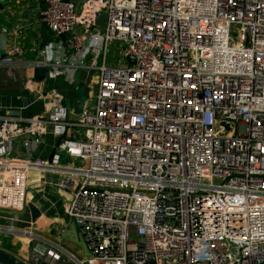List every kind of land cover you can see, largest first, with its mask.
<instances>
[{
  "label": "built area",
  "instance_id": "built-area-1",
  "mask_svg": "<svg viewBox=\"0 0 264 264\" xmlns=\"http://www.w3.org/2000/svg\"><path fill=\"white\" fill-rule=\"evenodd\" d=\"M45 4L48 29L67 34L74 53L118 41L135 65L44 59L34 68L50 75L99 72L90 110L71 120L51 91L38 97L40 115L0 116V211L28 208L31 172L61 174L90 252L79 261L41 242L27 264H264V0ZM50 129L60 138L53 161L15 156Z\"/></svg>",
  "mask_w": 264,
  "mask_h": 264
},
{
  "label": "crops",
  "instance_id": "crops-1",
  "mask_svg": "<svg viewBox=\"0 0 264 264\" xmlns=\"http://www.w3.org/2000/svg\"><path fill=\"white\" fill-rule=\"evenodd\" d=\"M0 7H2L0 8V49L3 55L11 56L13 61H2L0 65V107L6 108L7 112H15L21 117H33L45 111L44 101L38 98L41 94L55 91L60 93L67 102L68 100L79 98V94L84 93V89L81 86H86L90 89L91 78L94 74L99 80V72L92 69H81L79 67L74 68V71L70 70L68 74H59L57 72L54 75H50L51 69L49 66L39 69L34 68L36 64L43 62L44 59L48 63H53L58 56L64 53L70 58V63L76 66L81 60L90 68L95 65L96 67L102 65L100 59L103 50H99L98 53L89 51L74 53L70 46L64 43L61 38L58 39L52 35L42 16L46 7L45 0H0ZM43 45H46L45 50L40 52ZM16 46L22 48V56H16L11 53ZM66 65L69 66V64ZM37 71H40L43 75L49 73L50 76L46 77L44 75L42 79L35 80L34 77ZM28 79L35 81L32 84L31 91L25 88ZM27 100H30L28 105ZM92 105L87 101L85 111L90 110ZM67 114L71 120L78 118L72 107L67 108ZM59 144L60 138L50 129L39 146H32L26 149L22 143H18L13 150L15 156L19 159H45L50 161V157L55 151V156L59 155V151H57ZM60 159L62 166L68 161L65 156ZM61 180L62 175L58 173L43 174L37 171L30 173V187L41 188L42 194L44 193L43 198L42 194L40 195L42 200L40 203L39 201L34 203L31 199H28V207L33 204L40 211V217L35 223L30 211L34 228H37L42 220H49V223L53 224L60 222L66 224V219L69 216L67 209L71 203L72 195L59 188L58 184ZM19 222L20 220L16 221L14 214L0 211V227H3L2 223H7V226H15L19 225ZM3 228L6 229L5 227ZM64 232L65 229L63 228H60L58 233L55 232L56 236L61 237L58 239L60 243L54 242L52 238L47 239L38 235L37 237L40 238L41 242H51L60 245L79 261L86 260L87 257L85 258L81 250L78 251L79 248L74 247L72 243L70 249L65 248L61 244L64 243Z\"/></svg>",
  "mask_w": 264,
  "mask_h": 264
},
{
  "label": "rangeland",
  "instance_id": "rangeland-1",
  "mask_svg": "<svg viewBox=\"0 0 264 264\" xmlns=\"http://www.w3.org/2000/svg\"><path fill=\"white\" fill-rule=\"evenodd\" d=\"M104 59L107 60V66L109 67L120 68L128 65L123 54V47L118 41H113L109 43L106 51L102 52L100 63L103 62ZM95 75L96 74H94L91 78L90 97L88 99V102L91 104H93L95 101L98 86V79ZM29 190L30 191L28 193V199H31L32 201H34V203L38 201L40 203L42 201L40 196L42 194V189L38 187L32 188L29 186ZM43 194L42 198L44 197ZM8 213L14 214V216L16 217V221L20 220V222L19 225L15 226H7V223H2L3 227H5L7 230L3 227H0L3 228L0 231V249L10 253L11 255L19 258L20 260L27 263L32 248L35 245L41 243L40 238H38L37 235L47 239L52 238L54 242L56 241L60 243L58 239H60L61 237L55 235V232L58 233L60 228L65 229L63 237L64 243H61L64 245L65 248L70 249V245L72 243L74 247L79 248L78 251L81 250V253L85 258H88L90 256L87 241L81 233V230L76 224V222L70 216H68V218L66 219V224L62 222L53 224L51 222L49 223V220H42L38 224L37 228H34L32 226L29 207L23 212ZM24 232L33 233L35 237L27 238L25 237ZM70 264L77 263L75 261H72L70 262Z\"/></svg>",
  "mask_w": 264,
  "mask_h": 264
},
{
  "label": "water",
  "instance_id": "water-1",
  "mask_svg": "<svg viewBox=\"0 0 264 264\" xmlns=\"http://www.w3.org/2000/svg\"><path fill=\"white\" fill-rule=\"evenodd\" d=\"M0 8H2V7H0ZM103 20H104V17L98 21V25L102 28L104 27ZM60 38L64 43L68 42V35L67 34L61 35ZM45 46L46 45H43L41 47L40 52H44ZM1 61L13 62L12 57L9 55H3L1 58ZM126 61L130 66L135 65V61L130 56L126 57ZM40 68H44V66H41ZM36 69H39V68H36ZM44 75H46V77L50 76L49 73H45ZM44 75L40 71H37L34 78H35V80H40V79H42V77ZM81 87L84 89V93L79 94V98H76L74 100H68L66 102L67 108L72 107L74 110V113L77 117H84L85 104L90 97V89L86 86H81ZM28 104H30V100H27V105ZM6 113H7L6 108L0 107V116H5ZM55 152L50 157V162L53 161L54 156H55ZM29 209L32 213L33 222L35 223L36 220L40 217V211L33 204L29 205ZM0 264H27V263L20 260L19 258L15 257V256L11 255L10 253L0 249Z\"/></svg>",
  "mask_w": 264,
  "mask_h": 264
},
{
  "label": "bare ground",
  "instance_id": "bare-ground-1",
  "mask_svg": "<svg viewBox=\"0 0 264 264\" xmlns=\"http://www.w3.org/2000/svg\"><path fill=\"white\" fill-rule=\"evenodd\" d=\"M31 231V230H30ZM24 235H25V237H27V238H33V237H35V235L33 234V233H29V232H24Z\"/></svg>",
  "mask_w": 264,
  "mask_h": 264
}]
</instances>
